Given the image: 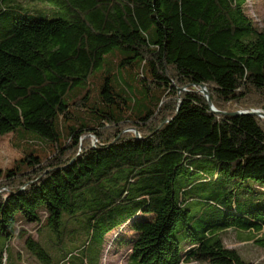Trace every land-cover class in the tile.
Instances as JSON below:
<instances>
[{
    "label": "trees",
    "instance_id": "16d2710c",
    "mask_svg": "<svg viewBox=\"0 0 264 264\" xmlns=\"http://www.w3.org/2000/svg\"><path fill=\"white\" fill-rule=\"evenodd\" d=\"M48 1L58 18L0 0V137L52 145L0 169V264L25 238L20 223H46L69 264L98 260L122 227L129 264H253L222 236L253 232L264 249V200L237 188L264 184V119L234 116L264 113V19L251 0ZM71 222L86 237L77 257ZM24 246L52 264L32 237Z\"/></svg>",
    "mask_w": 264,
    "mask_h": 264
},
{
    "label": "rangeland",
    "instance_id": "374dc122",
    "mask_svg": "<svg viewBox=\"0 0 264 264\" xmlns=\"http://www.w3.org/2000/svg\"><path fill=\"white\" fill-rule=\"evenodd\" d=\"M19 1H21L24 8L22 11L23 16L30 14L36 18L47 19L59 17L55 14V4L53 2L48 0ZM247 8L251 17L255 18L257 22L264 19V0H251V2H247ZM132 89L136 90L134 86ZM135 131V129H128L126 132L135 134ZM90 138L91 145L95 146L99 143L95 137L90 136ZM25 152H35L40 157H47L52 153V145L36 133L23 130L0 137V169L5 170L12 167L17 160L24 156ZM237 188L240 191L239 197L247 192L251 200L258 202L264 200V184H257L249 180L241 183ZM72 223L65 246L73 257H77L80 254L78 249L82 247L86 237ZM19 231H24L26 235L24 239L15 238L11 242L9 264H42L36 257L26 251L24 244L27 237H32L42 244L53 258L52 264H69V261H64L61 253L52 249V245L57 242V239L49 232L46 223H20ZM133 236L134 233L128 227L112 231L106 237L104 247L99 255V263H97V252L95 251L89 253V262L91 264H129L131 251L126 243ZM222 236L226 247L237 250L244 260L253 264H264V249L256 246L253 242L252 239L256 236L253 232L228 230ZM77 261L75 259L70 260L71 264H76Z\"/></svg>",
    "mask_w": 264,
    "mask_h": 264
},
{
    "label": "water",
    "instance_id": "95a60500",
    "mask_svg": "<svg viewBox=\"0 0 264 264\" xmlns=\"http://www.w3.org/2000/svg\"><path fill=\"white\" fill-rule=\"evenodd\" d=\"M201 92L204 95V97L207 99V101H208V103L210 105L211 110L214 113H219L214 108V106L212 105L209 90L205 86H203ZM239 115H255V116H258L260 118H264V113L262 111H259V110L244 111V112H238V113L234 114V116H239ZM135 135H136V137L138 139H141V137H140V135H139V133L137 131H135Z\"/></svg>",
    "mask_w": 264,
    "mask_h": 264
}]
</instances>
